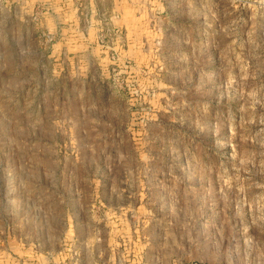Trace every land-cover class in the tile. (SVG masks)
Here are the masks:
<instances>
[{"label": "rangeland", "instance_id": "1", "mask_svg": "<svg viewBox=\"0 0 264 264\" xmlns=\"http://www.w3.org/2000/svg\"><path fill=\"white\" fill-rule=\"evenodd\" d=\"M114 4L0 0V264H264V0Z\"/></svg>", "mask_w": 264, "mask_h": 264}, {"label": "crops", "instance_id": "2", "mask_svg": "<svg viewBox=\"0 0 264 264\" xmlns=\"http://www.w3.org/2000/svg\"><path fill=\"white\" fill-rule=\"evenodd\" d=\"M139 2H141V0H114V7L116 8H121V9H130L132 10L133 8H137L139 7ZM146 7L148 6H151V5H145ZM132 14V13H131ZM130 12H128L127 14V18H124L125 22L128 24V25H132L131 23L133 24H136L135 22H133L132 20V16H131ZM67 20V19H66ZM78 48H82L83 45H79L77 46Z\"/></svg>", "mask_w": 264, "mask_h": 264}]
</instances>
